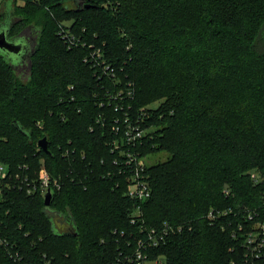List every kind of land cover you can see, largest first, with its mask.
<instances>
[{"label":"trees","instance_id":"16d2710c","mask_svg":"<svg viewBox=\"0 0 264 264\" xmlns=\"http://www.w3.org/2000/svg\"><path fill=\"white\" fill-rule=\"evenodd\" d=\"M13 4L10 36H40L29 80L0 55V164L36 183L44 166L59 189L47 207L20 180L0 185V264H264V247L247 256L264 224V0ZM141 109L138 149L168 155L146 166L144 202L114 145Z\"/></svg>","mask_w":264,"mask_h":264},{"label":"built area","instance_id":"2783aa9c","mask_svg":"<svg viewBox=\"0 0 264 264\" xmlns=\"http://www.w3.org/2000/svg\"><path fill=\"white\" fill-rule=\"evenodd\" d=\"M61 34L63 38L65 39H73L70 38L64 30H61ZM98 52L97 54H99ZM111 67L107 66L106 70H110ZM130 85V84H129ZM123 90H121L118 94V97L123 94ZM128 96H131V92H128ZM112 98V97H111ZM116 100V99H115ZM147 109H141L139 111V118L136 121H132V117L128 116L125 119L126 126L124 131V136L118 137L114 141V145H116V148L120 150L121 154V161L120 164H122V168L125 172L129 171L131 173V179H130V185H129V191L128 195L131 197V199L139 202H144L145 200H148L151 197V187H149V183L145 176V168L148 165L147 160L148 158L144 156L141 151L138 149L143 144L144 137L146 136L147 130L142 129L141 124L144 122L143 118L148 116L147 115ZM141 121V122H140ZM144 124V123H143ZM117 134L120 133L121 130L117 129ZM120 141H124L123 144H121ZM117 163H119L117 161ZM19 174H11L9 171V168L7 165L0 164V185L9 186L11 184V181L15 178L16 180H20V186H25L26 191H28L29 194H35L37 191H40L43 196L46 194L48 189L57 188L59 189V184L57 180H52L51 175L48 174L46 168L44 166L41 167L39 172V180L38 184L36 181L29 180L28 177L21 178ZM1 187V186H0ZM3 196L2 188H0V200ZM141 206H138L136 211L132 214V222L135 223L137 219L141 216ZM215 214L213 212L209 213V218L214 219ZM252 218V217H251ZM250 218V219H251ZM173 231L172 227L166 226L165 229H162V233L159 235L158 230L152 229V231L148 235L147 241H140V249L136 252L135 257L136 259H133L132 257L129 258L131 261H140L145 260L146 255L143 252V249H148V247H152L155 245H158V243L165 239L167 235ZM248 242V253L247 256L250 257H259V253L261 249L264 247V224L261 225V230L259 233L253 232L250 237L247 239ZM0 244L7 247L6 242L0 238ZM250 255V256H249ZM18 254H14L13 258H17ZM154 264H160V261L156 260L153 262Z\"/></svg>","mask_w":264,"mask_h":264},{"label":"water","instance_id":"95a60500","mask_svg":"<svg viewBox=\"0 0 264 264\" xmlns=\"http://www.w3.org/2000/svg\"><path fill=\"white\" fill-rule=\"evenodd\" d=\"M18 19L19 18L17 17L16 21ZM16 21L11 25L5 24L4 21L2 22V24H0V53L7 55V57L9 58L8 61H10L12 64L15 63L14 59H17V57H18V59L21 60L22 56H27L26 54L29 51L28 48L30 47L29 46V38L31 37V33H32V32H28V31L31 30V28H34L37 38H39V36H40L39 29L34 27V26H31V27L25 29L21 34L17 35V37H11L9 32H10L12 26L16 23ZM37 45L38 44L35 45V50L32 52V55L36 51V49L38 47ZM32 55L30 58H32ZM21 63H23V61ZM31 67H32V61L30 62V69H29L30 74H31ZM14 71H15V69H14ZM15 73L17 74V76L19 75L16 71H15ZM30 77H31V75L29 76V78ZM29 78L27 80H29ZM23 80H25V79H23ZM38 146L42 150H44V152H46L47 154L51 153L50 147H49V139L47 137H44L41 140H39ZM54 194H55L54 191L50 188V189H48V191L44 195V204L47 207H50L51 202H52L53 197H54Z\"/></svg>","mask_w":264,"mask_h":264},{"label":"rangeland","instance_id":"374dc122","mask_svg":"<svg viewBox=\"0 0 264 264\" xmlns=\"http://www.w3.org/2000/svg\"><path fill=\"white\" fill-rule=\"evenodd\" d=\"M20 4H23L21 1L19 2ZM14 7L15 5L13 4V0H0V10L1 12L4 14V22L7 25H11L13 24L16 19L17 16L14 13ZM28 32H32L31 33V37L29 38V48H28V52H27V56H22V59H14L15 63L12 64L10 61H8V57L7 55H4L2 53H0L1 56H4L5 60L8 61L9 63H11L13 65V68L15 69V71L21 76V78L27 80L29 78V74H30V60H31V55L32 52L35 50V45L38 44L39 42V38H37L36 34H35V29L31 28V30H29ZM17 60V61H16ZM23 61V63H21ZM17 62V63H16ZM28 69V70H27ZM157 107L156 104H153L151 106V108L155 109ZM150 129H152V131H154L153 126L150 127ZM168 155L165 152H156L154 154H150V156H148V160H147V164L150 165H154V164H158L160 162H164L167 159ZM257 172H253V177L256 175ZM258 174V173H257ZM257 177L259 178L260 175L258 174ZM66 228V224L64 223H56L54 224V230L56 233H60L62 231H64Z\"/></svg>","mask_w":264,"mask_h":264}]
</instances>
